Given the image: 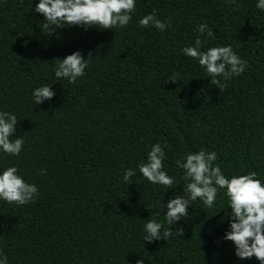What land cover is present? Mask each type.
<instances>
[{"label":"trees","instance_id":"16d2710c","mask_svg":"<svg viewBox=\"0 0 264 264\" xmlns=\"http://www.w3.org/2000/svg\"><path fill=\"white\" fill-rule=\"evenodd\" d=\"M35 2L0 0V111L16 115L11 138L24 140L18 156L0 154V167L15 164L38 190L25 205L0 201L8 264H258L237 260L231 242L219 240L223 190L211 208L193 202L166 241H142L157 202L183 187L174 162L187 152L215 151L226 176L255 171L264 180V12L255 0H135L123 27L71 26L54 35L41 27ZM153 10L168 20L164 31L137 24ZM200 23L214 33L207 43L201 37L202 50L231 45L247 62L240 75L217 77L223 89L180 51ZM75 50L90 59L84 75L73 83L54 77V59ZM41 84L54 96L33 105ZM153 143L164 150L172 189L139 174L123 183L121 171L135 169ZM162 214L156 218L167 227Z\"/></svg>","mask_w":264,"mask_h":264},{"label":"clouds","instance_id":"9594fccd","mask_svg":"<svg viewBox=\"0 0 264 264\" xmlns=\"http://www.w3.org/2000/svg\"><path fill=\"white\" fill-rule=\"evenodd\" d=\"M226 2L234 4L236 0ZM134 5L135 0H36L33 11L42 15L41 27L47 31V35H54L57 29L71 26L98 30L123 27L130 21ZM255 7L264 12V0H255ZM154 13L155 10L143 15L137 24L142 27L151 25L164 31L168 20L157 19ZM195 30L197 35L192 44L180 51L183 55L194 58L203 67L212 85L223 89L224 84L217 77L227 81L238 76L244 71L247 62L233 51L231 45H217L202 50L201 37H205L204 42L207 43L214 39V33L206 23L196 25ZM84 55L91 56V52ZM54 60V77L73 83L84 75L90 59H85L79 50H75ZM179 76L180 73L173 72L168 79L176 82ZM53 96L54 92L48 84H41L31 91L33 105L50 101ZM17 122L14 113L0 111V154L4 156L16 157L21 151L23 137L11 138ZM261 140H264V136ZM164 158L161 145L153 143L147 150L145 159L137 163L135 169L124 168L121 171L120 180L128 185L133 180L137 182L139 174L152 184L172 189L174 177L164 170ZM216 159L215 151L201 148L195 152H187L175 160V167L181 171V178L185 183L180 187L179 193L173 192L165 202H157L159 211L156 216L144 220L142 241H166L173 232L170 226L186 217L193 202L199 200L204 206L211 208L217 199L218 190H223L226 207L221 211L223 215L219 222H226V228L219 238L220 242H231L233 256L237 260L255 258L258 264H264V180L258 179L255 171L226 176L219 164L214 163ZM39 174H43L42 169ZM37 195L36 185L26 182L15 164L0 167V201L21 206L32 202ZM161 214L163 224L167 227H163L162 222L156 218ZM0 264H8L3 253H0ZM136 264H142V260H136Z\"/></svg>","mask_w":264,"mask_h":264}]
</instances>
